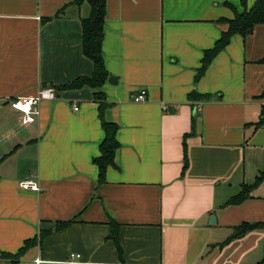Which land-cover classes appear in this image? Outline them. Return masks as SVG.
Listing matches in <instances>:
<instances>
[{
	"label": "crops",
	"instance_id": "obj_1",
	"mask_svg": "<svg viewBox=\"0 0 264 264\" xmlns=\"http://www.w3.org/2000/svg\"><path fill=\"white\" fill-rule=\"evenodd\" d=\"M76 1L0 0V264L44 232L18 264H262L264 230L231 237L264 223V182L226 203L264 172V25L235 35L195 82L223 19L257 0H106L105 118L120 147L104 183L95 90H55L94 72L82 51L91 7ZM49 88L56 99L23 125L11 101Z\"/></svg>",
	"mask_w": 264,
	"mask_h": 264
},
{
	"label": "trees",
	"instance_id": "obj_2",
	"mask_svg": "<svg viewBox=\"0 0 264 264\" xmlns=\"http://www.w3.org/2000/svg\"><path fill=\"white\" fill-rule=\"evenodd\" d=\"M82 2L89 3L91 7L89 17L82 20V51L84 56L93 63L94 72L90 77H79L63 86L55 87V90L57 92L77 91L85 88L95 90L94 100L99 105V117L104 131V140L100 145V155L94 158V164L98 168L99 183H104L108 168L115 165L116 152L120 147L117 138L119 126L116 123L107 121L105 118V112L109 106L106 94L103 91V86L109 77L102 51L106 19V0H77L75 4L79 5ZM223 20V22L228 24V30L222 33L220 39L215 43L212 49L205 51L201 66L197 70L195 76V82H199L204 77L213 60L218 54L227 48L231 39L235 35L245 37L252 33L256 26L264 25V0H257L250 10H245L241 14L236 13L232 20ZM260 62L264 63V59ZM189 98L190 100H205L208 96L193 91L189 94ZM263 123L264 118L257 124V126H260ZM188 166L189 159L187 146L186 143H184V172L188 169ZM263 182L264 172H261L259 176H257L253 185H244L242 191L238 195L232 197L226 203V206L240 205L244 201L250 199L252 197V191ZM70 223L71 222L58 223L56 228L60 230L68 226ZM254 230H264V223H243L236 227L231 239L241 237ZM49 233L50 232H44L41 236L44 237ZM40 238L27 240L16 255L7 254L5 255L6 258L11 259L13 264H18L19 258H21V256H23L30 248L39 243ZM262 264H264V259Z\"/></svg>",
	"mask_w": 264,
	"mask_h": 264
},
{
	"label": "built area",
	"instance_id": "obj_3",
	"mask_svg": "<svg viewBox=\"0 0 264 264\" xmlns=\"http://www.w3.org/2000/svg\"><path fill=\"white\" fill-rule=\"evenodd\" d=\"M56 93L52 88L43 89L39 91L38 95L35 97H24L17 98L11 101V107L22 115L21 122L23 125H28L34 123L40 114V103L43 100H55ZM134 102L141 103L147 100V91L141 90L133 97ZM74 110L77 111L78 108L75 106ZM20 188L27 191L38 192L40 190L39 185L32 181L31 179H25L20 182ZM80 259V255L72 254L70 255V262L77 263Z\"/></svg>",
	"mask_w": 264,
	"mask_h": 264
},
{
	"label": "water",
	"instance_id": "obj_4",
	"mask_svg": "<svg viewBox=\"0 0 264 264\" xmlns=\"http://www.w3.org/2000/svg\"><path fill=\"white\" fill-rule=\"evenodd\" d=\"M109 81H110V83H113L114 78H113V77H110ZM115 83H116V82H115ZM214 220H215V218L212 217V218H211V223L214 222Z\"/></svg>",
	"mask_w": 264,
	"mask_h": 264
}]
</instances>
